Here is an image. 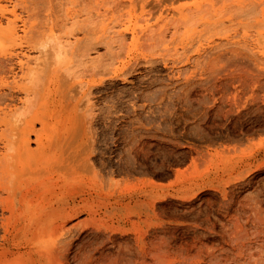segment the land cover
<instances>
[{"label":"rangeland","instance_id":"rangeland-1","mask_svg":"<svg viewBox=\"0 0 264 264\" xmlns=\"http://www.w3.org/2000/svg\"><path fill=\"white\" fill-rule=\"evenodd\" d=\"M9 3L0 0L3 27L2 17L14 18ZM172 11L174 25L157 45L149 51H117L107 75L98 76L90 95L83 97L87 104L80 102L71 115L72 123L78 117L75 125L63 121L62 127L71 123L63 127L64 135L77 138L87 151L84 160H90L98 177L95 189L86 180L65 194L66 205L78 206L71 216L54 218L50 210H41L50 215L46 223H35L37 215L32 220L24 210L13 217L1 207L0 264H78L83 255L82 261L94 264L89 256L96 247L100 250L101 231V236L117 235L118 241L148 226L158 231L189 228L188 238L193 231L208 236L221 231L218 219L236 201L252 198L264 186V165L257 167L264 164V0H175ZM188 13L192 15L185 18ZM15 17L23 36L21 30L32 20L18 8ZM144 31L135 34L144 39ZM124 34L129 41L132 31ZM18 42L11 48L23 55L13 62L38 55ZM95 51L92 56L103 55L104 48ZM18 66H12L10 79L20 76ZM89 205L95 206L91 210ZM242 213L235 215L246 232L250 229L246 235H253L252 240L257 222ZM227 229L235 232L231 225ZM107 245L105 250L111 247ZM193 257L201 259L190 262H199L205 255Z\"/></svg>","mask_w":264,"mask_h":264},{"label":"bare ground","instance_id":"bare-ground-1","mask_svg":"<svg viewBox=\"0 0 264 264\" xmlns=\"http://www.w3.org/2000/svg\"><path fill=\"white\" fill-rule=\"evenodd\" d=\"M8 1L12 4L8 14L14 18L2 17L4 11L1 17L5 18L6 26L3 27L0 22V208H6L13 217L24 210L30 216L37 215L35 223H46L50 215L41 210H50L54 218H60L62 213L65 217L71 216L78 206L66 205L68 203L63 200L65 194L76 190L86 180L92 189H95L92 185L97 183L94 179L97 176L91 172L92 167L88 164L90 160H84V152L87 151L77 144V138L69 135L67 138L63 127L72 123L70 118L74 116L77 105L85 102L82 101L83 97L85 99L90 95V85L98 76L107 75L117 51L130 47L149 51L157 45L166 30L172 29L175 22L172 5L175 0H129V5L124 0ZM16 8L27 20H32L30 26L21 30L23 36L18 35L15 26ZM187 15L190 17L192 14H185L184 17L188 18ZM21 22L27 24L24 20ZM142 28L146 29L144 39L135 34ZM128 30L132 31L129 41L124 34ZM17 41H21L18 45L23 42L35 49L38 55L26 57L24 63L20 59L17 63L13 62V58L23 55L11 48V44ZM98 47L104 48L103 55L92 56ZM16 64L21 68V74L18 78L10 79L12 66ZM65 106L67 112L63 110ZM65 119L66 123L69 119L71 123L62 127ZM76 119L72 124L75 125ZM68 132L71 133L70 129ZM31 144L35 147L31 148ZM262 165L258 163L257 167ZM87 175L92 179L88 180ZM249 198L236 201L228 215L218 219L220 232L213 230L205 236L193 231V237L188 238L189 228H162L158 231L156 228L149 230L147 225L146 229L136 228L131 232V238L128 236L118 241L117 235L111 237L105 232L101 236V231V234H97L102 237V240L97 239L102 244L99 246L98 242L100 250L94 247L89 257L94 264H264V186L257 189L247 202ZM94 206L89 205L88 208L92 210ZM240 211L245 216V212L249 211L247 217L257 222L251 229L257 233L252 240L250 237L253 235H246L251 233L250 229L246 232L247 227H242L244 219L246 224V218L242 219L241 226L240 218L235 215ZM78 223L74 224L76 228ZM229 225L233 229L239 228L231 234L227 232ZM258 226H263V229L260 227L262 230L258 228L256 232L254 229ZM241 227L245 230L241 231ZM104 243H109L107 247H111L105 250ZM203 254L205 258L201 261V258L193 257ZM82 258L76 261L86 264L87 260L84 258L82 261ZM194 258L199 262H190Z\"/></svg>","mask_w":264,"mask_h":264}]
</instances>
